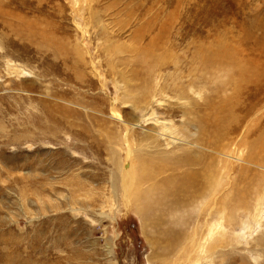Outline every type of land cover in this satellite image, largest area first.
I'll list each match as a JSON object with an SVG mask.
<instances>
[{
  "label": "rangeland",
  "instance_id": "rangeland-1",
  "mask_svg": "<svg viewBox=\"0 0 264 264\" xmlns=\"http://www.w3.org/2000/svg\"><path fill=\"white\" fill-rule=\"evenodd\" d=\"M221 48L244 69L203 67ZM144 93L150 104L134 105ZM223 93L239 137L254 138L264 0H0V264H158L112 173L125 139L181 129L184 105ZM263 230L237 239L234 264L257 263Z\"/></svg>",
  "mask_w": 264,
  "mask_h": 264
},
{
  "label": "bare ground",
  "instance_id": "bare-ground-1",
  "mask_svg": "<svg viewBox=\"0 0 264 264\" xmlns=\"http://www.w3.org/2000/svg\"><path fill=\"white\" fill-rule=\"evenodd\" d=\"M14 30L18 36L31 34L28 29ZM153 45L150 40L148 49ZM135 53L143 56L149 52ZM223 55L219 62L211 59L217 54L202 55V66L222 73V62L228 70L244 69L229 51ZM219 88L214 93L219 95ZM195 102L180 109L186 116L181 129L170 123L146 129L137 141L125 139V160L120 173L114 171L111 176L113 189H122L123 204L140 217L153 263L234 264L237 239L247 241L264 228V125L261 118L253 120L262 130L252 139L239 137L236 120L228 112L230 96L223 93L217 99H205L197 113ZM149 104L144 93L134 105ZM251 134L247 132V136ZM237 160L242 163L233 165ZM256 241L257 249L250 251L253 256L257 253L256 264H264V230ZM60 243L56 239L54 244ZM239 258V264H252L243 255Z\"/></svg>",
  "mask_w": 264,
  "mask_h": 264
}]
</instances>
